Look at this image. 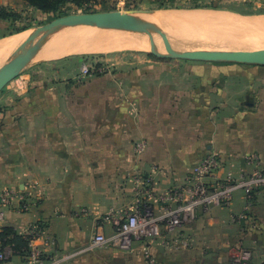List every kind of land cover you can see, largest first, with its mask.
Returning <instances> with one entry per match:
<instances>
[{"label":"rangeland","instance_id":"374dc122","mask_svg":"<svg viewBox=\"0 0 264 264\" xmlns=\"http://www.w3.org/2000/svg\"><path fill=\"white\" fill-rule=\"evenodd\" d=\"M4 4H12L21 15L16 20V26L28 25V28L21 31L27 33L26 37L37 30L38 26L52 21L58 15L71 12L135 9L143 21L149 25L160 51H166L167 48L190 50L264 47V44L225 48L212 45L215 33L223 35L226 32L231 34L230 36L248 38L247 34H241L240 29L236 27L239 24L238 21L242 19L250 23L249 30L255 32L259 28V18L264 17V0H102L89 7H79L69 3L60 13L44 12L29 6L24 0H0V6L13 8ZM160 4L173 5V7H160ZM172 10L177 13H218L221 21L216 23L217 27H212L213 24H210L211 26L176 24L170 27L144 19L149 14ZM68 28H84L87 32L90 31V35L95 32L101 34L100 38L91 36L84 43L107 48L91 52H74L59 57L36 58L39 50L43 48L41 44L38 52L36 51L33 55L35 58L32 57L26 69L1 91L0 126L3 125V117L8 114L33 113V108L29 106L31 98H34L35 94L43 96L52 113L67 117L70 122L73 120L72 124H68V128L64 127V130L68 129L71 132V141L76 147L84 142L85 151L84 153L81 151L80 156L91 162L88 166L91 165L93 173L94 167L98 169V163L104 161V158L109 157L112 161L108 159L107 161L111 163L121 157L119 153L113 151L115 131L137 132L138 142L143 139L146 145L142 153H137L134 143V153L139 159L142 157L146 159L147 156L151 157L150 153H147L146 136L157 130L161 132L162 126L158 128L151 122L154 119H168L167 112L162 114V109L169 107L167 105H171V100L177 98L176 106L180 114L172 111L167 115H185L190 119L197 118V110L208 105L207 108L211 109L214 121V151L208 154L214 158V161L208 167L213 174L207 175L205 181L214 184L218 189L214 194H219V201L215 200L212 203L214 206L231 208L234 192L245 189L248 197L246 211L261 208L262 204L257 202V198L264 200V186H261L264 180H258L260 177L257 172L259 170L264 172V154H259L252 148L258 144L261 134L264 133L263 65L234 61L160 58L151 53L147 34L131 23L111 28L93 27L87 24L72 25L49 33L43 37L42 42ZM11 29V23L0 19L1 39L10 34L13 35L10 33ZM11 54L4 62L10 58ZM87 55H94V57L87 58L85 57ZM202 85L204 89L200 92L199 88ZM135 121L139 123H136L138 128H134L132 124ZM38 124L39 122L36 124L22 118L18 123L21 136L26 137V139L22 138V141L29 143L31 145L29 148L32 150L35 146V131ZM77 132L82 134L88 132V136H78ZM106 132L112 133V139L108 143L106 141L108 138L104 139L105 136L100 135ZM141 134L144 138L140 137ZM107 146L110 149L107 150L109 153L105 154L106 151L103 148ZM234 150L241 152L233 153ZM242 150L247 152L243 154ZM21 156L24 157L23 154ZM25 157L32 158L33 155ZM152 157L156 158L155 160L170 158L176 164L181 161L185 167H190L196 162L191 169L203 160V157L199 160L196 156L190 155ZM242 162H245V165L243 169H240ZM247 175L249 177H246ZM148 177L150 179L151 176ZM188 177L189 175L181 184L161 189L154 185L155 195H153L158 199L162 192L173 189L175 186L185 185ZM231 181L238 183L233 182L229 185L228 182ZM31 186L33 187L34 184ZM18 192L17 188L0 186V208L5 210V214L8 207L17 199L15 194H19ZM31 203L29 209L32 206ZM210 206L213 205L208 207ZM241 213L238 217L236 216L237 218H233L234 223L241 221L243 225L244 222L250 221ZM192 218L188 217V219ZM25 228L28 229V226L19 227V230L23 231ZM238 244V249L228 252L229 255L233 254L231 260L239 258L241 252H245V259L241 257V260L249 261L254 255L253 250L245 243L238 242ZM12 257L10 249L8 258L1 261L10 260ZM48 261L50 263L53 259ZM31 263V254L23 257V264Z\"/></svg>","mask_w":264,"mask_h":264},{"label":"crops","instance_id":"0c3cea01","mask_svg":"<svg viewBox=\"0 0 264 264\" xmlns=\"http://www.w3.org/2000/svg\"><path fill=\"white\" fill-rule=\"evenodd\" d=\"M4 5L13 7L12 4ZM203 89L202 85L199 91ZM30 103L33 113L8 114L2 119L0 186L17 188L19 194L30 192L32 206L26 211L21 210V200L17 197L8 207L1 228L45 224L47 234L54 240L47 248V256L55 260V264H234L231 260L233 254L229 255L228 252L238 249V242L245 243L254 254L243 264H264V200L257 198V202L262 204L261 208L247 211V216L248 197L245 189L234 192L233 207H200L192 219L183 222L180 228L193 238V247L167 245L165 241L172 239L173 232L166 228L155 240H138L131 250L92 246V238L97 232H113V224L105 219L111 211L123 214L150 204L161 212L153 186L161 189L183 183L196 163L185 167L181 161L176 164L170 158L155 160L152 156L190 155L200 160L214 151V121L208 105L199 108L197 118L191 119L185 115H167L172 111L180 114L176 106L177 98L171 100V105H167L169 107L164 106L162 114L167 112L168 119L164 117L151 122L158 128L162 126L161 132L157 130L146 136L147 153L151 156L146 159H139L134 153L133 145L139 137L137 132L115 131L113 151L121 157L111 163L107 161H112L109 157L104 158L92 173L91 165L88 166L91 162L80 156L81 151H85L84 142L76 147L71 141V132L64 130L73 120L70 122L67 117L52 113L44 97L39 94H35ZM21 118L36 124L39 122L33 150L29 148V143L22 141L26 137L21 136L19 130ZM136 123L132 122L134 128L139 127V123ZM87 133L77 132V135L85 137ZM100 135L108 138L107 143L112 139L110 132ZM140 137L144 138L143 134ZM253 147L252 150L264 154V133ZM108 149V146L103 148L105 154L109 153ZM240 152L233 151L237 154ZM30 155L33 157H25ZM241 165L240 169H243L245 162ZM138 174L151 176L152 182H137ZM85 208L87 212H84ZM239 213L250 221L243 225L241 221L234 223L233 218H237ZM17 234L20 238L25 233L19 230ZM37 242L41 243L42 239H37ZM145 248L155 256V263H150L144 256ZM0 264H23V257L14 255L10 260L0 261Z\"/></svg>","mask_w":264,"mask_h":264},{"label":"built area","instance_id":"2783aa9c","mask_svg":"<svg viewBox=\"0 0 264 264\" xmlns=\"http://www.w3.org/2000/svg\"><path fill=\"white\" fill-rule=\"evenodd\" d=\"M86 70H88V68H86ZM145 145L146 143L143 140L136 142L134 149L137 153H142L145 150ZM204 157L199 165L194 166L193 169H191L189 172L188 182L185 185L175 186L173 189H168L159 195L158 200L161 204V212H157L154 206L145 204L143 207L136 208L133 211H126L123 214H115L113 211L106 214L105 219L113 224L114 230L110 234H105L100 231L97 232L92 238V246H109L120 250H131L136 247L138 240H155L161 236L163 229L166 228L168 231H171L174 234L173 240L165 241L167 245H172L175 248L193 247V238L188 234L186 235L180 233L178 229L183 224V222L188 219V217L195 216V211L197 208L208 207L209 205H214L212 202L215 200L219 201V194H214V192H216L218 189L214 186V184L205 181V177L207 175H210L211 173L213 174V171H209L208 167L210 166V163L214 161V158L209 156V154H206ZM257 173L260 177L258 180H264V172L259 170ZM136 180L140 183L152 182L151 178H145L139 174ZM233 182L234 181L228 183L231 185ZM237 183L238 182H234V184ZM261 186H264V184ZM15 195L21 201H26L28 196L31 197L29 193ZM25 205L26 207L24 209L28 210L30 203L27 202ZM87 211L88 209L85 208L84 212ZM5 218V210L1 207L0 225L5 222ZM23 231L32 235V238L29 242L32 256L31 264H55V260L48 263L49 261L44 257L46 255L48 246L54 243V240L51 238V236L46 234V231H39L33 227L31 228L30 225L28 226V229L25 228ZM39 238L42 239L41 243L37 242V239ZM9 250L10 247L2 248L0 246V260H5L8 258ZM143 253L150 263L156 262L155 256L148 248H145ZM245 256V252H241L239 258H235L234 261L236 263H244L245 261L242 262L241 257L245 259Z\"/></svg>","mask_w":264,"mask_h":264},{"label":"water","instance_id":"95a60500","mask_svg":"<svg viewBox=\"0 0 264 264\" xmlns=\"http://www.w3.org/2000/svg\"><path fill=\"white\" fill-rule=\"evenodd\" d=\"M131 23L147 34L151 53L160 58H183L206 61H234L264 66V47L257 49H190L167 48L158 50L150 27L138 16L137 10H111L93 12H71L58 15L52 21L38 26L0 66V93L7 84L20 75L29 65L33 54L41 47L43 37L49 33L72 25L87 24L93 27L111 28Z\"/></svg>","mask_w":264,"mask_h":264},{"label":"bare ground","instance_id":"6f19581e","mask_svg":"<svg viewBox=\"0 0 264 264\" xmlns=\"http://www.w3.org/2000/svg\"><path fill=\"white\" fill-rule=\"evenodd\" d=\"M220 18H218V13H205V12L177 13L172 10L168 12H156L153 14H149L144 19L152 20L153 22H157L162 26L166 25L170 27L176 24L182 26L183 25L198 26L201 24H203L204 26H211L210 24H213L212 27H217L216 23L221 21ZM222 19H224V17H222ZM226 20L228 19L226 18ZM259 21H260L259 28L255 30L256 33L249 30L251 29L249 27L251 24L246 22L245 19L238 21L239 24H237V26L234 24L238 29H240L241 34H247L249 36L248 38L244 36L238 37L237 35L230 36L231 34H228L226 32H224L223 35L221 34L219 35L215 33L213 35L214 44L212 45L219 46L221 48L254 46L257 44L263 45L264 17H260ZM89 32H87V30L84 28H68V29H64L59 33H55L52 36H50L51 38L49 37L42 42L43 48H41L42 50L40 49L39 52L37 51L38 53L36 58L41 56L59 57L74 52H91V51H97L107 48V47H99L90 44H85L84 42L88 40L91 36H95L94 38L101 37V34L97 32H95L94 34L92 33V35H90ZM26 35H27L26 32H20L6 36L5 38L2 39L0 38V64L4 62L7 56H9L11 52L18 45H20L24 41V39L28 37V36L26 37ZM52 47L53 49H51Z\"/></svg>","mask_w":264,"mask_h":264},{"label":"trees","instance_id":"16d2710c","mask_svg":"<svg viewBox=\"0 0 264 264\" xmlns=\"http://www.w3.org/2000/svg\"><path fill=\"white\" fill-rule=\"evenodd\" d=\"M24 1L29 6L38 8L44 12L60 13L69 3L76 4L79 7H84V6L89 7L91 4L98 3L102 0H24ZM160 7H173V5L160 4ZM19 17H21V15L16 9L8 6H0V19L9 22L12 25V29L10 33L20 32L28 28V25L16 26L15 23ZM85 57L93 58L94 55H90V56L87 55ZM145 178H148V176H145ZM31 200H32L31 197L28 196L26 201H21L20 207L23 211H26V209H24L26 207L25 204H27V202L31 203ZM245 213L246 215L247 214L249 215V212L246 211ZM30 226L31 228L33 227L39 231H47L46 225L43 223H33ZM18 231L19 228L14 225H8L1 228L0 246L2 248L10 247L13 256L14 255H22V257L29 256L31 254V248L29 242L30 239L32 238V235L24 232L25 233L24 236L19 238L17 234ZM178 231L180 233L187 235V233L182 228H179ZM173 237L172 239H167V240H173ZM44 257L46 260H50L47 254Z\"/></svg>","mask_w":264,"mask_h":264},{"label":"flooded vegetation","instance_id":"af4514ba","mask_svg":"<svg viewBox=\"0 0 264 264\" xmlns=\"http://www.w3.org/2000/svg\"><path fill=\"white\" fill-rule=\"evenodd\" d=\"M234 264L236 263L234 260L232 261Z\"/></svg>","mask_w":264,"mask_h":264}]
</instances>
